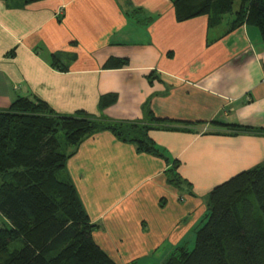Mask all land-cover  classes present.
<instances>
[{
	"label": "crops",
	"instance_id": "crops-1",
	"mask_svg": "<svg viewBox=\"0 0 264 264\" xmlns=\"http://www.w3.org/2000/svg\"><path fill=\"white\" fill-rule=\"evenodd\" d=\"M225 17L178 22L171 0H0V110L25 97L59 116L174 121L148 136L194 197L167 184L168 161L108 131L66 163L92 238L116 264L167 259L203 223L213 187L264 163V135L223 126L264 128V38L251 24L229 31Z\"/></svg>",
	"mask_w": 264,
	"mask_h": 264
},
{
	"label": "trees",
	"instance_id": "trees-1",
	"mask_svg": "<svg viewBox=\"0 0 264 264\" xmlns=\"http://www.w3.org/2000/svg\"><path fill=\"white\" fill-rule=\"evenodd\" d=\"M22 1L30 5L43 0ZM171 2L178 22L205 15L215 26L232 16L229 31L251 24L264 38V0ZM113 101L114 96H108L100 107ZM146 114V123L82 113L59 116L45 102L25 97L0 110V264H116L94 242L97 226L66 171L67 161L92 134L108 131L138 153L165 159L170 164L164 172L167 184L194 197L190 183L177 172L178 161H170L148 136L154 124L158 129L174 121L159 119L149 110ZM223 126L232 133L264 135V128ZM60 132L67 154L61 151ZM205 207L194 247H176L163 264H264V163L213 187Z\"/></svg>",
	"mask_w": 264,
	"mask_h": 264
},
{
	"label": "rangeland",
	"instance_id": "rangeland-1",
	"mask_svg": "<svg viewBox=\"0 0 264 264\" xmlns=\"http://www.w3.org/2000/svg\"><path fill=\"white\" fill-rule=\"evenodd\" d=\"M231 18V16H226L225 19H224V24H226V22ZM58 140H59V143L62 145L61 146V151L64 153V154H67L69 151L68 150H65V144L63 142V135L62 133L60 132L59 135H58ZM69 148V147H68ZM171 160H173V158L171 157ZM185 192V189L183 190ZM181 191L180 194L183 192ZM205 206V205H204ZM188 218L189 216H187L184 221H182V225L185 227L187 226L188 224ZM2 219L0 217V226L2 225ZM204 223V222H203ZM203 223L200 225V227L203 225ZM198 227V228H200ZM197 228V227H196ZM196 230V229H195ZM195 230H192V228H188L185 232H184V237H186L187 233H189V235L184 238V242L179 245V246H185L186 248H188L189 250H191L193 247H194V242H195ZM166 259H163L161 261L159 260H148V261H144V263L142 264H163V262L165 261Z\"/></svg>",
	"mask_w": 264,
	"mask_h": 264
}]
</instances>
